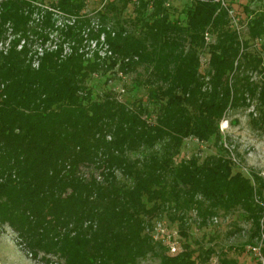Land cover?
<instances>
[{"label":"trees","instance_id":"16d2710c","mask_svg":"<svg viewBox=\"0 0 264 264\" xmlns=\"http://www.w3.org/2000/svg\"><path fill=\"white\" fill-rule=\"evenodd\" d=\"M120 1L123 16L114 0L94 15L86 0H0V224L47 264H207L188 213L203 225L239 210L264 255V178L235 168L219 130L252 107L264 132V0L243 7V33L234 0ZM95 76L120 88L94 96ZM189 137L215 153L176 161ZM164 213L185 237L174 255L148 232Z\"/></svg>","mask_w":264,"mask_h":264},{"label":"rangeland","instance_id":"374dc122","mask_svg":"<svg viewBox=\"0 0 264 264\" xmlns=\"http://www.w3.org/2000/svg\"><path fill=\"white\" fill-rule=\"evenodd\" d=\"M109 0H86L85 10L94 15L95 11L102 8ZM187 0H170V3L179 10ZM220 1V0H219ZM116 9L114 12L119 16L126 15L120 13L121 1L114 0ZM221 3V2H220ZM222 0L221 5H224ZM132 4L128 5V10ZM254 8L256 2L249 0H234L232 3L230 22L232 25H237V28L244 32V21L246 13L243 7ZM236 12V13H235ZM55 16V15H54ZM59 21H62V16H55ZM232 17L235 18L232 20ZM95 18V17H94ZM55 40V33L51 34ZM32 50L36 46H31ZM99 53H102L101 51ZM201 69L205 66L207 53L202 49L198 54ZM252 78H256L252 76ZM103 78L100 76L93 77L89 84L92 86L93 95H101V93L109 88H114V92L118 91L121 82L118 80H109L107 84L102 83ZM116 89V90H115ZM144 92L143 88H139L137 94H125L129 98L136 97ZM252 107L245 110L237 109L227 111L224 118L219 121V130L225 141V145L231 150V157L234 161L235 168L241 171L244 175L256 173L264 178V132L253 130L248 124V112ZM215 153V147L211 142H199L194 138H186L180 148L176 161L187 159L190 156H196L202 159L206 155ZM161 219L170 230L177 231L178 222H171L167 213L162 215ZM264 219V213L260 220ZM188 242L192 247L201 245L203 248L210 246L213 248V255L216 257L220 252L226 253L228 256L237 258L240 261H249L251 255L246 251V243L250 240V224L244 222L239 217V210H233L227 213L218 211L215 219L207 221L203 225H198L193 212L188 213L187 218ZM178 238L181 242L185 241V237L178 233ZM260 239L252 238V243H259ZM19 238L16 233L6 224H0V264H47L40 258L41 254L34 258L23 245L19 244ZM262 245V243H261ZM52 261H57L56 257H51ZM140 264H158L157 258L147 256L141 260Z\"/></svg>","mask_w":264,"mask_h":264},{"label":"built area","instance_id":"2783aa9c","mask_svg":"<svg viewBox=\"0 0 264 264\" xmlns=\"http://www.w3.org/2000/svg\"><path fill=\"white\" fill-rule=\"evenodd\" d=\"M222 3V0H220ZM228 14L231 16V10L228 9ZM235 19L232 17V20ZM234 21V20H233ZM235 29L237 25H234ZM205 40L208 41V37L205 35ZM196 140V139H195ZM197 141V140H196ZM215 219V218H214ZM148 232L153 241L158 242L167 247V251L174 255L182 250V244L178 238V232L170 230L163 219H157L152 226L148 229ZM261 240L259 243H252L246 245V251L251 257L259 264H264V255L261 253ZM207 264H216V257H210Z\"/></svg>","mask_w":264,"mask_h":264}]
</instances>
